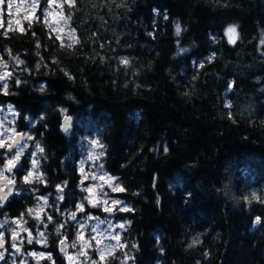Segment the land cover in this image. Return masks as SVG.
Returning <instances> with one entry per match:
<instances>
[{
    "label": "trees",
    "instance_id": "16d2710c",
    "mask_svg": "<svg viewBox=\"0 0 264 264\" xmlns=\"http://www.w3.org/2000/svg\"><path fill=\"white\" fill-rule=\"evenodd\" d=\"M64 1L74 41L42 8L0 26V107L39 149L27 189L83 201L95 139L128 209L124 244L99 264H264V0ZM33 193L7 209L37 224Z\"/></svg>",
    "mask_w": 264,
    "mask_h": 264
},
{
    "label": "rangeland",
    "instance_id": "374dc122",
    "mask_svg": "<svg viewBox=\"0 0 264 264\" xmlns=\"http://www.w3.org/2000/svg\"><path fill=\"white\" fill-rule=\"evenodd\" d=\"M64 6V0H0V24L4 22L5 16L3 14L6 13L9 26L21 28L24 20H30L39 8H42L41 12L44 19L52 31L63 41H74L77 37L69 26L68 17L63 9ZM17 118L18 113L12 106L0 107V144H2L0 148L4 147L8 141L11 142L16 133L20 132L16 122ZM32 140L33 137L25 134L24 142L19 147L22 157H28V163H31L30 169L27 170L22 179L23 183L41 176L38 169L40 160L37 150L39 149ZM102 154L103 146L97 140L90 139L86 149L82 151L79 162V173L83 183L81 187L86 196H83L84 202H77V207L79 206L80 212H83V223L74 243L79 241L82 246L77 251H70L66 255V258L75 264L77 262L80 264L105 262L115 249L124 244L123 230L126 224L116 221L115 214L119 210L125 209L126 206L112 195L118 191H113V189L117 186L120 187L121 183L105 171L101 162ZM34 161L36 162L35 165ZM251 187L255 188L256 186ZM41 200H44L42 205L46 207L48 199L43 197ZM114 201L120 203L117 204ZM93 209L100 210L104 216L95 213L92 211ZM39 243L42 246L43 241L39 240ZM39 243L37 242V244ZM19 248L21 250V247ZM37 252H39L40 257L47 256L44 251ZM9 264H24V260L14 259Z\"/></svg>",
    "mask_w": 264,
    "mask_h": 264
},
{
    "label": "flooded vegetation",
    "instance_id": "af4514ba",
    "mask_svg": "<svg viewBox=\"0 0 264 264\" xmlns=\"http://www.w3.org/2000/svg\"><path fill=\"white\" fill-rule=\"evenodd\" d=\"M10 143L8 141L4 147L0 148V238L4 241L0 246V254L3 255L0 264H9L14 259L18 261L23 259L24 264H59V258L64 264H75L68 260L66 255L70 251H77L82 246L79 241L74 242L83 223V212H80L77 202L83 201L78 198L74 203L68 204L66 186H56L52 195L41 193L39 190L34 194L28 190L22 179L30 168V163L25 166L19 147L9 151ZM17 155L20 157L19 160L15 159ZM12 158L13 163L8 164ZM8 183H15V186H7ZM10 188L12 193L4 201L1 194ZM31 193L35 195L36 202L29 211L36 217L37 224L32 217L23 219L22 214H12L7 209L12 200H21L22 195ZM43 197L48 199L46 207L42 205ZM53 222H56L54 229L58 230L55 234L59 236L58 241L50 235L49 228L53 227ZM34 225L36 228L33 227ZM71 232L72 237H70ZM41 233L43 236L40 235ZM39 240L43 241L42 246ZM37 251H44L47 256L40 257Z\"/></svg>",
    "mask_w": 264,
    "mask_h": 264
},
{
    "label": "water",
    "instance_id": "95a60500",
    "mask_svg": "<svg viewBox=\"0 0 264 264\" xmlns=\"http://www.w3.org/2000/svg\"><path fill=\"white\" fill-rule=\"evenodd\" d=\"M73 124H74V121H73V118L72 116H68L66 115L63 120H62V124H61V133L66 135L68 132H70L73 128ZM24 141V133L23 132H20L18 134H16L14 140L12 141V144H11V147H9V151H12L14 150L18 145L22 144ZM1 183V181H0ZM7 186H15V183H11V184H7ZM12 193V188L2 192L1 196H2V199L5 201Z\"/></svg>",
    "mask_w": 264,
    "mask_h": 264
},
{
    "label": "snow or ice",
    "instance_id": "6c2138e0",
    "mask_svg": "<svg viewBox=\"0 0 264 264\" xmlns=\"http://www.w3.org/2000/svg\"><path fill=\"white\" fill-rule=\"evenodd\" d=\"M179 31H180L179 26H177V33H179ZM226 34L229 37V42L230 43H235V40L237 38L236 26H229L228 29L226 30ZM5 87H6V85H5ZM0 146H2V144H0ZM9 147H11V146L9 145ZM40 151H43V149H40ZM19 158H20L19 155H17L15 157L16 160H19ZM12 163H13V161H9V164H12ZM33 163L35 165L36 162L34 161ZM117 190L118 191H124V189L119 187V186H117L116 188L113 189V191H117ZM114 203L118 204L120 202L119 201H114ZM122 210H128V209H122ZM257 223H259V218H257ZM121 227H122V225H121ZM40 235L43 236V233H41ZM29 242H31V241H29ZM0 246H2V238H0ZM2 258H3V255L0 254V259H2Z\"/></svg>",
    "mask_w": 264,
    "mask_h": 264
}]
</instances>
